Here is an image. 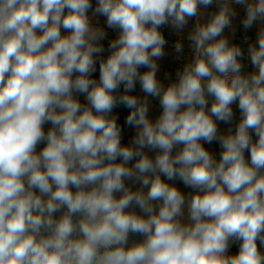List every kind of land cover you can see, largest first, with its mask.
I'll return each instance as SVG.
<instances>
[{
	"label": "clouds",
	"instance_id": "9594fccd",
	"mask_svg": "<svg viewBox=\"0 0 264 264\" xmlns=\"http://www.w3.org/2000/svg\"><path fill=\"white\" fill-rule=\"evenodd\" d=\"M0 264H264V0H0Z\"/></svg>",
	"mask_w": 264,
	"mask_h": 264
},
{
	"label": "crops",
	"instance_id": "0c3cea01",
	"mask_svg": "<svg viewBox=\"0 0 264 264\" xmlns=\"http://www.w3.org/2000/svg\"><path fill=\"white\" fill-rule=\"evenodd\" d=\"M111 35V34H110ZM163 66L166 70H173L175 68V64L171 62L170 59H166L164 62H163ZM221 127L223 128L224 126L221 125ZM213 150L216 152L217 156L219 154V148L218 146H213ZM182 187V186H181Z\"/></svg>",
	"mask_w": 264,
	"mask_h": 264
},
{
	"label": "built area",
	"instance_id": "2783aa9c",
	"mask_svg": "<svg viewBox=\"0 0 264 264\" xmlns=\"http://www.w3.org/2000/svg\"><path fill=\"white\" fill-rule=\"evenodd\" d=\"M254 34V33H253Z\"/></svg>",
	"mask_w": 264,
	"mask_h": 264
},
{
	"label": "trees",
	"instance_id": "16d2710c",
	"mask_svg": "<svg viewBox=\"0 0 264 264\" xmlns=\"http://www.w3.org/2000/svg\"><path fill=\"white\" fill-rule=\"evenodd\" d=\"M98 75V74H97Z\"/></svg>",
	"mask_w": 264,
	"mask_h": 264
}]
</instances>
